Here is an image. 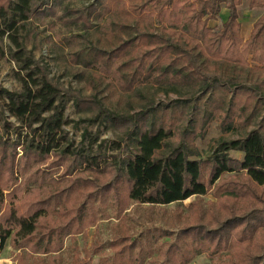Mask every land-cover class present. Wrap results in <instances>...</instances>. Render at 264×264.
<instances>
[{
    "label": "trees",
    "instance_id": "obj_1",
    "mask_svg": "<svg viewBox=\"0 0 264 264\" xmlns=\"http://www.w3.org/2000/svg\"><path fill=\"white\" fill-rule=\"evenodd\" d=\"M83 1L0 0V62L15 63L22 86L0 87V121L7 112L26 130L19 141L0 138V257L10 241L18 264H264V14L244 40L245 0ZM47 19L85 34L70 61L89 70L75 72L92 94L56 82L27 50L31 24ZM97 23L106 29L93 41ZM153 88L177 100L158 104ZM72 101L117 133L116 155L71 141ZM216 121L239 138L220 139L204 160L197 142ZM193 197L186 214L168 218L166 206ZM135 205L150 224L138 232ZM108 221V245L96 239L84 258L64 259L67 239Z\"/></svg>",
    "mask_w": 264,
    "mask_h": 264
},
{
    "label": "rangeland",
    "instance_id": "obj_2",
    "mask_svg": "<svg viewBox=\"0 0 264 264\" xmlns=\"http://www.w3.org/2000/svg\"><path fill=\"white\" fill-rule=\"evenodd\" d=\"M73 7H82L86 5L83 0H71ZM254 10V9H253ZM248 8V0L244 1V5L240 8V18L244 25H250L256 21L264 13L263 10H256L257 12ZM227 12L224 11L218 21V23H212V25L220 26L226 17ZM98 26L90 34L89 38L93 41L97 40V33L103 34L106 29L104 23H97ZM30 33L25 39L27 50L35 56V58L46 64L49 68L50 77L56 82L63 85L65 88H74L80 90L83 95H90L92 91L87 86L85 77H76V70L84 72L85 75H89V70L82 67L80 64L71 63L70 59L72 53L81 51L86 47L87 43L79 38L81 35H85L82 31L73 30L70 33L63 25H55L53 28L49 25V19L46 22L34 21L30 26ZM17 67L13 61L9 58L0 62V87L8 90L12 93H21L22 86L16 80L15 73ZM151 93V97L155 99L158 104H170L172 101L177 100V96L174 94L166 95L164 92H157L156 88L147 89ZM1 114V109H0ZM66 117L70 124L65 128L69 133V137L73 143L78 145L83 143L87 149L94 155L111 156L116 155L117 151L114 150V144L119 141L118 135L113 130H108L105 126L100 124H90L88 122V116L79 113L76 109V103L70 102L67 106ZM7 122L11 125L8 130L4 128V123ZM219 122L216 121L212 124L208 134L203 140L197 142L198 148L201 152L202 159H209L217 148V143L220 139H238L239 136L234 133H223L219 129ZM26 135V130L15 119L11 118L6 112L4 121H0V138L3 140L19 141ZM23 155L22 150L18 149L17 159H20ZM230 156L234 159H241L243 155L238 152H230ZM58 176V175H57ZM195 200V197L185 201L184 203H176L165 207L168 213V218L172 219L175 213L182 211L187 213L188 207L191 202ZM213 200L212 195L204 197V201L208 202ZM145 207L135 205L131 208V215L135 218H139L140 222L136 223L135 231H141L147 228L150 224L145 218ZM1 218V215H0ZM157 218V219H156ZM154 219L157 225H162L161 221H158V217L155 215ZM114 221L100 222L97 228H90L86 232V235L78 236L74 239L66 240V248L62 254L64 259L68 262L72 260L73 253L78 252L81 257L84 258L86 251L91 248L96 239L105 245L111 241L114 236L113 224ZM18 251L11 247L10 241L7 242L5 249L1 253L0 264H18L16 261V255ZM28 262H34L33 259L28 258ZM94 264H100V258H94ZM191 264H211V261L206 256L197 257Z\"/></svg>",
    "mask_w": 264,
    "mask_h": 264
},
{
    "label": "crops",
    "instance_id": "obj_3",
    "mask_svg": "<svg viewBox=\"0 0 264 264\" xmlns=\"http://www.w3.org/2000/svg\"><path fill=\"white\" fill-rule=\"evenodd\" d=\"M249 3H250V0H248V8H249ZM242 8V7H241ZM256 10H263V9H254L253 11L257 12ZM264 13V12H263ZM240 21H241V18H240ZM257 21V20H256ZM252 22L250 25H244L242 24V31H241V34H242V38L244 40H248L250 38V35H251V32L253 30V26H254V23L256 22Z\"/></svg>",
    "mask_w": 264,
    "mask_h": 264
}]
</instances>
